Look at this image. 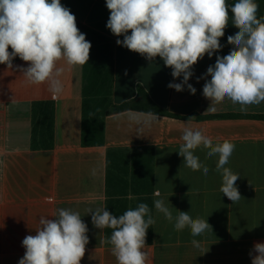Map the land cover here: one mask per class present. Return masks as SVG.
I'll use <instances>...</instances> for the list:
<instances>
[{"label": "crops", "instance_id": "obj_1", "mask_svg": "<svg viewBox=\"0 0 264 264\" xmlns=\"http://www.w3.org/2000/svg\"><path fill=\"white\" fill-rule=\"evenodd\" d=\"M233 0H226L231 5ZM76 21L104 35L93 45L88 63L65 68L64 91L54 97L47 83L28 84L17 66H0V264H18L24 256L22 240L35 235L41 217L55 218L63 208L78 212L87 224L89 243L80 264H117L112 246L103 241L112 229L92 224L89 209L107 208L120 216L139 203L148 204L156 221L147 230L150 264H251L249 252L264 243V121L228 115H264V102L249 105L225 99L207 110L203 96L204 76L216 56L227 55L232 45L227 37L238 29L231 24L220 38L223 48L193 66L194 75L177 92L169 83L172 69L161 58L149 62L144 56L116 43L106 27L110 11L106 0H61ZM231 17V12H229ZM130 34V33H129ZM211 79V77H207ZM140 90L169 113L190 119L160 116L137 136V125L126 111L113 108L134 99ZM207 110V111H206ZM222 116L198 119V117ZM186 126L201 130L213 144L228 140L235 149L225 167L240 178L236 181L241 199L232 203L220 192L222 175L218 156L207 157L203 146L194 152L209 168L193 171L178 154ZM160 195L156 196L155 193ZM162 199L172 211L189 212L207 219L212 226L193 237L190 229L177 231L154 207ZM200 241L199 249L191 241ZM253 255L255 253L253 252Z\"/></svg>", "mask_w": 264, "mask_h": 264}, {"label": "clouds", "instance_id": "obj_2", "mask_svg": "<svg viewBox=\"0 0 264 264\" xmlns=\"http://www.w3.org/2000/svg\"><path fill=\"white\" fill-rule=\"evenodd\" d=\"M106 7L110 11L106 27L114 36H123L116 40L117 45L149 62L161 58L172 69L173 78L183 77L168 87L180 92L187 86L193 95L196 88L188 83L194 75L193 66L223 48L220 38L231 19L238 29L227 37L232 49L227 55H217L215 64L197 78V82L205 79L203 96L210 100L207 110L214 111L212 105L225 99L239 104L241 111L264 102V17L258 18L255 0H236L234 5L226 0H106ZM91 47L78 29L75 15L61 0H0V64L12 69L16 57L27 62L26 68L17 67L28 84L47 83L51 94L60 96L65 71L60 62L69 68L83 66L89 61ZM129 118L137 125V136H143L144 129L159 120L153 111ZM181 139L178 154L183 165L193 171L202 169L205 176L209 172L194 154L197 148L207 149L209 158L218 156L215 170L222 175L220 192L232 203L238 202L242 198L236 187L240 176L225 167L235 145L228 140L213 144L209 136L190 126L184 128ZM154 207L169 222L175 221L177 231L187 227L193 237L212 231L207 219H193L189 212L177 210L173 217L162 199L154 200ZM89 213L94 227L113 230L103 243L112 246L117 264H150V256L143 249L147 230L156 221L148 204L139 203L120 216L107 208L89 209ZM39 223L35 235L22 240L25 253L18 264H80L89 243L88 227L80 214L61 208L55 218L41 217ZM191 244L201 247L196 239ZM249 255L251 264H264V243L254 244Z\"/></svg>", "mask_w": 264, "mask_h": 264}, {"label": "trees", "instance_id": "obj_3", "mask_svg": "<svg viewBox=\"0 0 264 264\" xmlns=\"http://www.w3.org/2000/svg\"><path fill=\"white\" fill-rule=\"evenodd\" d=\"M235 2L236 0H233L231 5H234ZM255 2L259 5V9L257 13L258 18L264 17V0H255ZM76 22H77V27L80 30V32L86 35V39L91 43L92 46L106 41L107 38L104 35L83 25L82 23L78 21ZM9 51L10 52L12 51L11 48H9ZM16 61H21V59L19 57H16L13 60V62H16ZM1 65L2 64H0V66ZM126 111H137V112H143V113H146L148 111H153L160 116L172 117V118L183 119V120L190 118V117H181V116L169 113L167 110H165L164 108L156 104L149 97L148 93L144 90H140L138 95L134 99L129 100L113 108L114 113H122ZM217 117H222V116L198 117V119L201 120L205 118H217ZM226 117H230V118L247 117V118H253V119L264 121V115H228Z\"/></svg>", "mask_w": 264, "mask_h": 264}]
</instances>
